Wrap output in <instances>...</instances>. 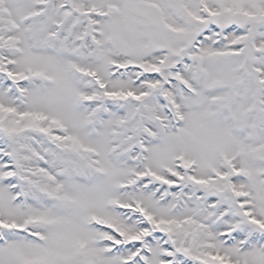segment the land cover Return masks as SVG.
I'll list each match as a JSON object with an SVG mask.
<instances>
[{"label":"snow or ice","instance_id":"snow-or-ice-1","mask_svg":"<svg viewBox=\"0 0 264 264\" xmlns=\"http://www.w3.org/2000/svg\"><path fill=\"white\" fill-rule=\"evenodd\" d=\"M0 264H264V0H0Z\"/></svg>","mask_w":264,"mask_h":264}]
</instances>
